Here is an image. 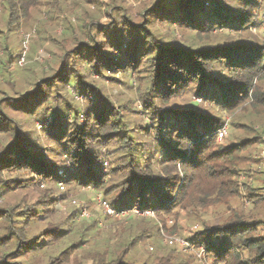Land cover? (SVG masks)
<instances>
[{
	"label": "trees",
	"instance_id": "obj_1",
	"mask_svg": "<svg viewBox=\"0 0 264 264\" xmlns=\"http://www.w3.org/2000/svg\"><path fill=\"white\" fill-rule=\"evenodd\" d=\"M44 1L66 0H0L4 26L17 32ZM119 1L103 8L115 20L106 29H90L92 21L82 24L90 44L65 50L60 70L18 99L0 91L5 96H0V264H196L175 246L157 248L141 261L130 252L138 240L172 235L175 226L167 229L166 218L203 215L220 205L229 214L214 225L203 222L187 242L204 250L208 264H264V195L240 181L248 175L250 152L264 143L254 121L264 117V42L249 33L261 0H152L140 9L137 23ZM105 73L134 77L140 114L152 125L134 122L136 111L127 103L113 105L92 79ZM67 88L97 100L81 113ZM187 90L216 102L231 117L247 116L248 123L230 125L250 136L220 145V118L173 107ZM49 107L53 121L44 125ZM18 116L28 126L42 123L41 136L29 135ZM61 116H70L71 125ZM59 183L97 189L113 209L149 211L153 217L133 220L114 246L99 244L92 241L95 223H75L77 209L58 217L53 187ZM242 190L257 213L230 207ZM26 192L36 197L29 199Z\"/></svg>",
	"mask_w": 264,
	"mask_h": 264
},
{
	"label": "rangeland",
	"instance_id": "obj_2",
	"mask_svg": "<svg viewBox=\"0 0 264 264\" xmlns=\"http://www.w3.org/2000/svg\"><path fill=\"white\" fill-rule=\"evenodd\" d=\"M113 1L114 0H66L61 3L50 2L48 4L44 1L38 4L36 9L30 11L29 19L21 22L17 32L4 26L6 14L0 6V37H3L5 40V42L0 45V91H4L8 97H15L18 99L22 94L32 91L34 86L39 84V79L60 70L59 56L62 55L65 50L70 51L76 48L78 43L90 44V41L81 32L83 23L89 24V22L92 21L93 23L88 25L90 29L93 26L106 29V25L109 22H115L112 16L106 17L103 12L105 5L113 3ZM121 1H124L122 7L125 9V15L131 18L134 23H137L140 18V9L148 5L152 0H120L119 2ZM259 6L257 9L255 27L251 28L249 33L257 40L264 42V0H261ZM108 13L111 14V12ZM116 19L118 20L117 17ZM225 34L232 35L233 37L235 36L234 33ZM174 35L177 40H181L178 34L174 33ZM12 61L15 63L10 64ZM92 79L102 84L103 93L107 95L114 106H118L120 103L124 102L127 103L132 110L136 111V113L132 115L134 122L145 126L152 125L149 117L140 114L143 112V108L138 96L137 82L132 75L128 74V76H124L118 73H105V76H99L94 74L92 75ZM67 90L69 91V99L72 100V105L81 113L86 106L97 100L91 94L84 97L82 93L75 92L71 88H67ZM0 96L5 97L1 95V92ZM172 105L173 107L183 109L190 108L200 110L211 116L220 118L222 122H224L223 127L226 128V136L221 140L218 139V143L222 146L233 143L236 144L241 137L250 136L249 133H243L232 129L230 125L232 120L248 123L250 119L247 116H239L241 118L237 119L236 117H231L222 113L216 102L199 99L191 90H187L180 94L173 100ZM52 111V108L49 107L48 114L45 117V121H43L44 125H49L53 121ZM62 118L66 124L71 125L70 123L72 121L70 116ZM17 119L19 122L23 123L25 131H27L29 135H33V138L41 136L42 123L35 122L28 126L22 116H18ZM254 121L256 132H264V117H257ZM82 122L83 117L80 116L78 123ZM40 140L46 149L48 145H46L44 140ZM52 159L56 162L59 161V157H55L53 154ZM103 169L106 171L108 170L107 163L103 164ZM246 169L248 175L241 178V183L247 184L250 188L260 189L259 191L264 195V143H260L250 152ZM53 191L58 198V217L71 214L74 209H77L78 211L74 214L75 223H95V229L98 233L92 241L98 242L99 244H108L109 247L114 246L117 243V235L119 232L126 230L133 220L142 219L135 215L129 217L107 216L100 206L98 199L100 197L102 201H105L108 205L110 201L105 200L101 192L97 189H69L64 187L62 191L55 186L53 187ZM242 192L243 197L240 200L231 201L230 207L245 215L257 213L258 209L253 210V206L246 201V192L243 190ZM16 194H18V192L14 193V195ZM23 194L24 193L21 195ZM25 194L29 199H34L36 197V195L31 192H26ZM261 211L264 213L263 207ZM82 212L85 213V217L82 215ZM228 214L229 211L224 205L211 208L203 215H186L181 213L178 219H165L164 225L166 228L170 229L175 226V231L172 235L165 234L164 232L163 234L167 237H175L187 241L201 230L203 222L208 225H214L224 219ZM148 218L152 217L149 216ZM159 227L162 230V227ZM194 227H198V229L193 230ZM122 241H124L123 238L120 242ZM157 248H169L163 242L162 232H160V238L156 241L150 239L138 240L134 244L133 251L130 252V257L139 261L149 259ZM178 250L186 257H193L196 264H208L205 258H197L195 251L189 253L188 251H183L180 247Z\"/></svg>",
	"mask_w": 264,
	"mask_h": 264
},
{
	"label": "built area",
	"instance_id": "obj_3",
	"mask_svg": "<svg viewBox=\"0 0 264 264\" xmlns=\"http://www.w3.org/2000/svg\"><path fill=\"white\" fill-rule=\"evenodd\" d=\"M226 136V128L223 127L219 132H218V139H222L223 137ZM104 172H106V170H104ZM58 188L60 190H64V186L62 183L58 184ZM100 206L102 207L104 213L107 216L110 217H129V216H138V217H153V213L152 212H141L138 209H130V210H123V211H119V210H115L112 207H110V205H108L105 201H102V199L99 197L98 199ZM85 213L82 212V215H84ZM85 217V215H84ZM198 227H194L193 230H197ZM162 238H163V242L166 246L168 247H180V249H182L183 251H188L189 253H192L193 251H195V255L197 258L199 259H203L205 258V252L204 250L199 247V248H195L193 245H191L189 242L183 240V239H177L175 237H167L165 234L162 233ZM195 248V249H194Z\"/></svg>",
	"mask_w": 264,
	"mask_h": 264
}]
</instances>
